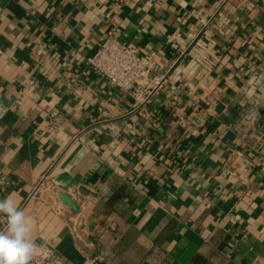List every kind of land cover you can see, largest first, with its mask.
<instances>
[{
  "label": "crops",
  "instance_id": "obj_1",
  "mask_svg": "<svg viewBox=\"0 0 264 264\" xmlns=\"http://www.w3.org/2000/svg\"><path fill=\"white\" fill-rule=\"evenodd\" d=\"M112 29L176 95L93 71ZM8 195L52 264H264V0H0Z\"/></svg>",
  "mask_w": 264,
  "mask_h": 264
},
{
  "label": "built area",
  "instance_id": "obj_2",
  "mask_svg": "<svg viewBox=\"0 0 264 264\" xmlns=\"http://www.w3.org/2000/svg\"><path fill=\"white\" fill-rule=\"evenodd\" d=\"M88 64L95 73L128 94L139 106L150 103L164 89H170L176 95L177 87L170 85L167 74L160 72L156 58L140 54L137 48L122 41L115 29L109 31L96 53L88 58ZM31 264H52V259L45 252L38 255L36 250Z\"/></svg>",
  "mask_w": 264,
  "mask_h": 264
},
{
  "label": "clouds",
  "instance_id": "obj_3",
  "mask_svg": "<svg viewBox=\"0 0 264 264\" xmlns=\"http://www.w3.org/2000/svg\"><path fill=\"white\" fill-rule=\"evenodd\" d=\"M0 264H31L38 245L32 240L34 221L25 214L12 195L0 199Z\"/></svg>",
  "mask_w": 264,
  "mask_h": 264
},
{
  "label": "water",
  "instance_id": "obj_4",
  "mask_svg": "<svg viewBox=\"0 0 264 264\" xmlns=\"http://www.w3.org/2000/svg\"><path fill=\"white\" fill-rule=\"evenodd\" d=\"M63 198H64L65 202L69 206L72 207V209H74V210H77L78 209L76 203L74 202V200L71 197H69L68 195H64Z\"/></svg>",
  "mask_w": 264,
  "mask_h": 264
}]
</instances>
